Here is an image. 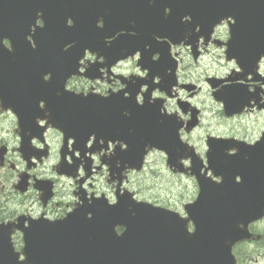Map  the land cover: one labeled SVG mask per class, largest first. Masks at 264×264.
I'll return each mask as SVG.
<instances>
[{"label": "flooded vegetation", "instance_id": "1", "mask_svg": "<svg viewBox=\"0 0 264 264\" xmlns=\"http://www.w3.org/2000/svg\"><path fill=\"white\" fill-rule=\"evenodd\" d=\"M151 3H136L122 17L116 11L113 17L109 12L98 16L96 26H109L111 35L85 40V45L79 39L65 43V55L74 46L81 52L75 73L66 78L56 81L49 71L31 73L25 67L1 74L0 223L21 221L11 233L18 249L23 245L21 228L32 222L61 220L78 210L85 218L114 213L117 207L132 212L133 201H146L137 198L135 176L154 169L156 156L171 175L195 179L193 173L202 162L201 171L218 181L215 171L206 168L210 150L225 158L237 154L241 145L264 147V0L258 1L254 25L236 26L232 15L218 20L215 9L203 18L185 13L175 32L164 27L169 22L167 8L155 19L161 34L152 32L151 14L144 9ZM249 12L244 16L247 23L254 21ZM74 21L68 15L64 24L72 26ZM42 26V19L31 25L24 41L27 53L36 47L31 34ZM124 28L138 49L120 57V49L110 48L125 43ZM4 44L10 47L9 39ZM88 44L99 49L94 52ZM204 64L227 68L222 73L205 70V90L194 77V68ZM137 109H146L165 133L161 149L145 145L143 137L138 142ZM76 110H83L82 118L72 113ZM206 110L212 117L205 116ZM213 119L227 123L228 131L214 130ZM198 192L196 182L193 200ZM263 220L250 224L256 238L233 246L238 264L244 246L264 241V234L255 230ZM188 228L193 229L191 222ZM114 229L121 233L124 226Z\"/></svg>", "mask_w": 264, "mask_h": 264}, {"label": "water", "instance_id": "2", "mask_svg": "<svg viewBox=\"0 0 264 264\" xmlns=\"http://www.w3.org/2000/svg\"><path fill=\"white\" fill-rule=\"evenodd\" d=\"M151 1L152 5L144 9L151 14L152 32L160 27L155 19L166 7L169 22L164 27L175 32L182 27L180 18L185 13L203 18L215 9L221 15L238 12L240 26L254 25L259 0H0V82L1 74L16 72L17 67L18 71L25 67V72L31 73L49 71L56 81L61 76L68 77L76 71L81 52L74 46L72 52L65 55L62 53L65 43L79 39L85 45V40L92 42L97 37L111 35L109 26L105 31L95 27L101 12L115 10L122 17L128 15L136 3ZM250 9L253 11L249 15L254 21L247 23L244 16ZM39 11L44 26L37 27L31 34L36 48L29 54L24 41ZM67 15L75 19L76 26L64 24ZM85 16L87 23L83 21ZM111 25L114 27L115 21ZM5 37L11 40L12 50L2 44ZM122 41L125 43L119 41L110 52L125 49L120 53V57H125L138 49L131 42ZM86 47L99 49L92 44ZM28 57H32V61H21ZM72 113L82 118L83 110ZM88 113L94 114L89 110ZM91 118L95 117L91 114ZM136 131L138 142L144 137L153 145L163 146L166 135L147 115L146 109H137ZM243 154L250 158H242ZM137 159L139 167V155ZM201 166L195 170L200 186L198 197L185 207L195 224L192 233L185 226L187 219L178 212L147 203L133 205L134 214L117 207L114 213L110 210L85 218L78 210L62 220L32 222L23 228V259L12 243L11 224L1 223L0 264H235L232 245L249 238L248 223L264 213V147L260 143L241 145L237 154L225 158L216 151H209L208 167L220 175L219 182L201 174ZM237 175L239 181H236ZM116 225H124L125 230L117 234Z\"/></svg>", "mask_w": 264, "mask_h": 264}, {"label": "rangeland", "instance_id": "3", "mask_svg": "<svg viewBox=\"0 0 264 264\" xmlns=\"http://www.w3.org/2000/svg\"><path fill=\"white\" fill-rule=\"evenodd\" d=\"M194 77L200 78L195 79L199 81L202 88L205 90L207 86L203 83L202 74L211 71L215 73H222L227 68L218 64H204L198 68H194ZM206 98L204 96L200 97L201 101ZM205 116L207 118L212 117V113L209 110L205 111ZM206 125L209 120H205ZM216 120H212V128L220 133L228 131L229 125L227 123H215ZM203 134V132L201 133ZM200 134V135H201ZM158 160L154 169H147L144 174H137L133 181L135 188L137 189L138 199L146 200L163 207H167L179 212H183L182 205L184 203L193 200L196 189V182L193 177L184 176H174L169 174L163 162L160 161L161 157L156 156L154 161ZM154 161L152 163H154ZM153 168V167H152ZM255 230L259 233L264 234V220L256 224ZM242 257L239 260V264H246L245 259H251V264H264V241L254 243L249 246H244L242 248Z\"/></svg>", "mask_w": 264, "mask_h": 264}]
</instances>
